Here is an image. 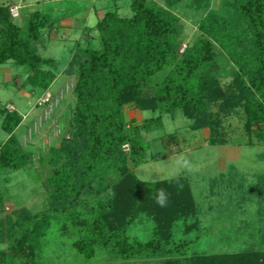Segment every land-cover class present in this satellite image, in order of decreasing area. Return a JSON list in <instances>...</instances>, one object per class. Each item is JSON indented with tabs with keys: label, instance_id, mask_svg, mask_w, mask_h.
<instances>
[{
	"label": "rangeland",
	"instance_id": "1",
	"mask_svg": "<svg viewBox=\"0 0 264 264\" xmlns=\"http://www.w3.org/2000/svg\"><path fill=\"white\" fill-rule=\"evenodd\" d=\"M149 1L167 7L163 0ZM209 2L212 11L236 22L231 0ZM114 4L121 16L133 15L130 0H0V6L7 7L12 20L25 30L33 13L41 11L52 16L55 22L43 30L38 51L44 59L42 68L63 78L43 90L29 83L26 68L13 62L0 66V103L17 105L24 113L34 109L35 114L40 111L44 115L37 120L35 132L23 144L18 141L30 157L27 165L16 172H0V262L197 264V258L204 255L264 253V143L250 138L245 128V87L239 80L247 82L246 77L237 64L221 53L212 77L226 97L209 102L211 125L199 129L181 110L171 115L125 105L121 113L124 129L131 138L136 137V130L140 134L142 143L138 145L145 147L146 164L134 169L129 158L131 144H125L122 153L127 157L126 162H108L110 170L102 171L105 183L100 184L102 180L97 172L98 176L91 179L71 212L48 211L49 179L55 169L50 164L51 149L67 147L61 165L67 160L77 162L79 154L74 144L77 130L71 120L76 82L66 74L70 72L67 67L79 49L101 48L95 28L105 13L114 9ZM170 9L182 25L177 48L182 56L202 37L199 28L206 12L197 10L192 0H182ZM243 36L250 39L247 33ZM50 60L60 67L51 66ZM16 74L20 80L15 85ZM153 92L146 89L145 95L152 97ZM45 94L52 96V111L37 105ZM159 118L161 127L157 123ZM170 134H177V144L170 142ZM6 136L0 130V146ZM113 163L118 167H112ZM128 167L144 182L187 177L197 202V214L178 221L169 245L158 253L123 259L112 248L98 246L93 258H85L74 244L91 226L98 204L107 202L108 195L100 189L104 185H121L120 180L124 179L121 175ZM34 215L38 218L33 221ZM39 226L43 227L41 234L35 231ZM127 233L133 242H147L156 238V224L153 218L141 213L133 219ZM185 242L190 244L181 254L178 246Z\"/></svg>",
	"mask_w": 264,
	"mask_h": 264
},
{
	"label": "trees",
	"instance_id": "2",
	"mask_svg": "<svg viewBox=\"0 0 264 264\" xmlns=\"http://www.w3.org/2000/svg\"><path fill=\"white\" fill-rule=\"evenodd\" d=\"M130 1L131 17L121 16L114 4V9L98 21L95 29L101 48H81L68 64L70 72L66 74L76 82L71 120L77 130L74 144L79 154L77 162L67 160L61 165L67 147L51 149L50 164L55 169L47 192L49 212H71L97 172L100 184L105 183L102 171L110 170L107 163L126 162L122 153L125 144H131L129 158L134 169L146 164L145 147L138 145L142 143L140 134L136 130V137L131 138L124 129L121 113L125 105L171 115L181 110L195 121L197 128L211 125L209 102L226 97L212 77L221 54L237 64L246 77L247 82L239 80L245 87V128L250 138L264 143V0H231L236 22L212 11L209 0H192L197 10L206 12L199 28L202 37L182 56L177 53L182 25L170 9L182 0H163L166 8L149 0ZM54 22L50 14L37 11L25 30L12 20L7 7L0 6V66L13 62L26 68L29 83L47 90L57 75L42 68L44 59L38 44L43 30ZM244 33L250 39L243 38ZM56 63L49 61L51 66L60 67ZM146 89H153L154 96H146ZM21 122L18 113L6 112L2 129L10 138L0 148V172H16L29 161V155L14 136ZM157 123L162 126L160 118ZM169 139L178 143L177 134H170ZM112 167L117 168V163ZM121 176V185H104L100 189L108 195L107 202L98 204L91 226L74 244L85 258H93L98 246L112 248L123 259L158 253L169 245L175 224L197 214V202L187 177L144 182L129 167L124 168ZM161 194L163 204L158 202ZM141 213L153 218L157 236L147 242H133L127 229ZM37 218L34 215L31 219ZM42 229L39 226L35 231L41 234ZM188 243L179 244L181 254ZM196 262L264 264V253L204 255Z\"/></svg>",
	"mask_w": 264,
	"mask_h": 264
},
{
	"label": "crops",
	"instance_id": "3",
	"mask_svg": "<svg viewBox=\"0 0 264 264\" xmlns=\"http://www.w3.org/2000/svg\"><path fill=\"white\" fill-rule=\"evenodd\" d=\"M61 78H62L61 75L57 76L54 83H57L59 80H61ZM19 80H20V76L18 74H16L15 75V85L18 83ZM19 93L21 94V92H19ZM10 108H13L14 112L18 113L22 117V122L19 125V127L15 130L14 136L17 138V140L21 144H23V140L26 137H28L29 134H33V132H35V130L37 129V126H36L37 120L44 115L40 111L37 114H35L34 109L24 113L19 109V107L17 105H13L12 103L2 105L0 103V130L3 131L4 133H6V132L2 129V125H3V122L5 120L6 112H13ZM52 117H53V115H51L50 118H52ZM58 117H60V115H58ZM9 138H10V136H9V134H7L6 138L1 143V146L3 144H5ZM1 146H0V148H1Z\"/></svg>",
	"mask_w": 264,
	"mask_h": 264
},
{
	"label": "built area",
	"instance_id": "4",
	"mask_svg": "<svg viewBox=\"0 0 264 264\" xmlns=\"http://www.w3.org/2000/svg\"><path fill=\"white\" fill-rule=\"evenodd\" d=\"M40 108H45L47 110H51L52 111V107H53V100H52V96L50 94H45L43 95L37 104Z\"/></svg>",
	"mask_w": 264,
	"mask_h": 264
},
{
	"label": "clouds",
	"instance_id": "5",
	"mask_svg": "<svg viewBox=\"0 0 264 264\" xmlns=\"http://www.w3.org/2000/svg\"><path fill=\"white\" fill-rule=\"evenodd\" d=\"M159 203L163 204L164 203V198H163V194H161L159 200H158Z\"/></svg>",
	"mask_w": 264,
	"mask_h": 264
}]
</instances>
